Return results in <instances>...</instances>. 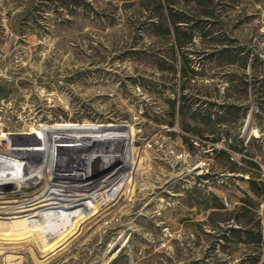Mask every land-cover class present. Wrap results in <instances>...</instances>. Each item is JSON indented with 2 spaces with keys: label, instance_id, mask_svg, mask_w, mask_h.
<instances>
[{
  "label": "rangeland",
  "instance_id": "374dc122",
  "mask_svg": "<svg viewBox=\"0 0 264 264\" xmlns=\"http://www.w3.org/2000/svg\"><path fill=\"white\" fill-rule=\"evenodd\" d=\"M29 174L54 218L0 264H264V0H0V179Z\"/></svg>",
  "mask_w": 264,
  "mask_h": 264
},
{
  "label": "bare ground",
  "instance_id": "6f19581e",
  "mask_svg": "<svg viewBox=\"0 0 264 264\" xmlns=\"http://www.w3.org/2000/svg\"><path fill=\"white\" fill-rule=\"evenodd\" d=\"M32 175L22 176L23 178H18L17 175H9L0 179V236L5 242L16 244L21 241L40 239L36 235L37 229L35 230L37 223L34 222V219L36 220L37 217H31L34 216L31 213L34 212L33 208L48 213L47 216L51 217L52 220L54 218L53 214L49 215L50 212L47 209V204L39 203L38 195L27 186L26 180L32 179ZM5 196H9L10 199ZM12 199L13 202L10 201ZM18 200L22 202H17ZM38 217L40 218L39 223L42 220L45 221V217L42 218L43 216L41 215ZM41 238H44V235Z\"/></svg>",
  "mask_w": 264,
  "mask_h": 264
},
{
  "label": "crops",
  "instance_id": "0c3cea01",
  "mask_svg": "<svg viewBox=\"0 0 264 264\" xmlns=\"http://www.w3.org/2000/svg\"><path fill=\"white\" fill-rule=\"evenodd\" d=\"M251 192L257 196H261L260 194H263V188L262 186L258 187V189L253 185Z\"/></svg>",
  "mask_w": 264,
  "mask_h": 264
},
{
  "label": "built area",
  "instance_id": "2783aa9c",
  "mask_svg": "<svg viewBox=\"0 0 264 264\" xmlns=\"http://www.w3.org/2000/svg\"><path fill=\"white\" fill-rule=\"evenodd\" d=\"M263 192H264V186H263ZM263 195H264V193H263Z\"/></svg>",
  "mask_w": 264,
  "mask_h": 264
}]
</instances>
